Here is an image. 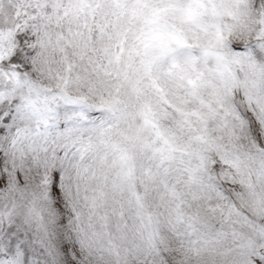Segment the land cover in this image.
<instances>
[{
    "label": "snow or ice",
    "instance_id": "1",
    "mask_svg": "<svg viewBox=\"0 0 264 264\" xmlns=\"http://www.w3.org/2000/svg\"><path fill=\"white\" fill-rule=\"evenodd\" d=\"M0 264H264V0H0Z\"/></svg>",
    "mask_w": 264,
    "mask_h": 264
}]
</instances>
